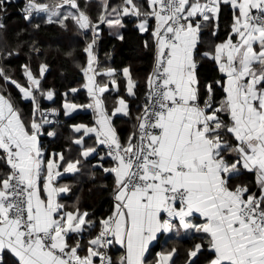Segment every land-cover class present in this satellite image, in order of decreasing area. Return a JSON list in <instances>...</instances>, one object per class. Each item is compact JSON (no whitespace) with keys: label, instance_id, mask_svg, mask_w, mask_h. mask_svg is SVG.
Instances as JSON below:
<instances>
[{"label":"snow or ice","instance_id":"6c2138e0","mask_svg":"<svg viewBox=\"0 0 264 264\" xmlns=\"http://www.w3.org/2000/svg\"><path fill=\"white\" fill-rule=\"evenodd\" d=\"M18 2L0 0V264H264V0H97L95 18L91 0H23L33 31L42 22L84 40V63L75 48L64 55L82 72L89 102L69 101L71 88L59 108L42 104L57 92L43 85L49 64L31 66L39 41L9 45L3 35ZM224 8L231 18L221 39ZM126 18L151 54L142 94L131 65L99 61L100 26L123 41ZM22 54L23 84L10 66ZM205 63L215 75L202 77ZM121 77L135 113L124 95L107 103ZM7 84L31 105L27 114ZM78 109L94 119L70 125L76 156L45 145L41 137H59L54 117ZM118 114L132 121L123 139ZM89 157L92 178L98 168L112 181L100 185L110 196L103 215L82 210L78 197L65 202L72 189L60 182ZM166 234L190 242L183 255L176 244L153 251Z\"/></svg>","mask_w":264,"mask_h":264},{"label":"trees","instance_id":"16d2710c","mask_svg":"<svg viewBox=\"0 0 264 264\" xmlns=\"http://www.w3.org/2000/svg\"><path fill=\"white\" fill-rule=\"evenodd\" d=\"M23 0H19L12 8L9 9V17L7 20L8 29L3 35L6 37L9 45L15 44L17 40L31 41L33 39L38 40L41 46V55H33L31 58V66L35 71L38 63L43 61L49 64V70L45 74L43 85L45 88L56 89L57 95L55 96L54 102L42 100L44 107H57L59 108L63 103V93L71 88H77L76 93H69L68 100L76 103H88L89 98L87 97L86 90L81 87L84 82L83 74L80 71L77 63L72 58L66 57L64 52L69 48L76 49V60L79 63H84V54L82 48L84 46V40L82 37L75 34L74 30L64 31L56 25H45L41 21V29L39 32L33 31L29 25L23 20L19 13V7L22 5ZM81 6H84V0H79ZM115 3L118 0H110ZM99 6L97 0H91L88 6L89 14L95 18L98 14ZM231 12L230 9L224 8L221 14V32L220 38H224L223 26L230 21ZM125 23L127 25L125 30H122L125 36L123 41H120L116 36L109 35V29L105 25H101V38L98 43V56L102 67H114L121 69L124 66L131 65L132 74L134 78L139 79L140 87L139 92L142 94L144 91V80L147 73L151 69V54L143 48L142 40L146 38L138 33L135 29L134 21L126 18ZM21 28L27 31L22 34L19 38L16 37L15 33ZM24 51H27L25 48ZM28 62V59L22 54L19 58H13L10 61V66L14 69V78L20 83L25 82V78L22 76L20 65ZM202 77H211L215 75L214 67L205 63L201 69ZM121 85L120 95H124L129 100L130 107L135 113L137 101L130 99L124 92V80L121 77L119 80ZM0 84H4L3 80H0ZM7 90L11 93L14 99L20 104V107L24 109L27 114L30 111L31 105L28 102H20V94L15 86L10 84L4 85ZM94 119L93 113L90 111H79L69 117H65L63 114L59 116V124L57 130L59 137L53 140L50 137H41L42 142L52 149L57 151L66 150L68 147H72L73 151L71 155L76 156L75 146L70 144V138L76 134L70 127L76 123H90ZM114 123L117 126V130L120 133L122 139L126 138L127 134L131 130L132 121L127 118L117 116L114 118ZM66 155H68L66 151ZM96 162L94 158L88 159L83 162V167L79 174L68 177L67 180L72 182L71 185V198L72 201L77 197L80 200L81 209L94 210L97 215H103L107 208L110 206V196L106 189L100 187V185L106 180L111 185V177H105L100 169H95L97 175L95 179H85L83 177L84 172H88V169L92 164ZM93 171L91 167V172ZM243 181H247L251 184L254 180L252 175H245L240 178ZM255 190V189H253ZM189 241L185 239H179L171 237L166 242L161 244V240L157 244V247L153 251L160 250L161 247H170L172 244H176L180 249L181 255H183V249L189 245ZM112 254L115 256L116 250L114 249ZM182 264V261H180Z\"/></svg>","mask_w":264,"mask_h":264},{"label":"crops","instance_id":"0c3cea01","mask_svg":"<svg viewBox=\"0 0 264 264\" xmlns=\"http://www.w3.org/2000/svg\"><path fill=\"white\" fill-rule=\"evenodd\" d=\"M98 79H100V77H98ZM105 79H106V78H105ZM110 89H111V86H110ZM120 92H121V88H120L119 93H116V92H110V94H109V93H106V94H105L106 97H107V103H108L109 107H111V105H112V103L114 102L116 96H117V95H120ZM125 99H126V98H125ZM79 111H90V112H92L91 110H83V109H79ZM79 111H77V112H79ZM75 113H76V112H75ZM72 114H74V113H72ZM72 114H71V115H72ZM117 116H120V115L118 114ZM88 142H89V143H92V141H88ZM89 159H92V157H89ZM95 163H96V162H94L93 164H95ZM93 164H92V165H93ZM80 171H81V170H80ZM80 171L77 172V173H75V174L65 173V174H64V178L61 179L60 182H61V183H67V184L72 185L73 183L70 182L69 180H67V178H68V177H71V176H73V175H77L78 178H81V174H79ZM90 173H91V166L89 167L88 172H84V173H83V177H84L86 180L89 179V178H91ZM71 191H72V190H71ZM65 202H67V203H69V204L72 203L71 192H70L69 194H66V195H65ZM171 237H175V236L172 235V234H166V236H162V237L160 238V240H161V244L164 243V242H166V240H168V239L171 238ZM118 254H119V252L116 251L115 256L118 255Z\"/></svg>","mask_w":264,"mask_h":264},{"label":"built area","instance_id":"2783aa9c","mask_svg":"<svg viewBox=\"0 0 264 264\" xmlns=\"http://www.w3.org/2000/svg\"><path fill=\"white\" fill-rule=\"evenodd\" d=\"M54 119H58L59 120V117H54ZM122 138V137H121Z\"/></svg>","mask_w":264,"mask_h":264},{"label":"rangeland","instance_id":"374dc122","mask_svg":"<svg viewBox=\"0 0 264 264\" xmlns=\"http://www.w3.org/2000/svg\"><path fill=\"white\" fill-rule=\"evenodd\" d=\"M77 111H79V109H78ZM77 111H76V112H77ZM74 113H75V112H74Z\"/></svg>","mask_w":264,"mask_h":264}]
</instances>
